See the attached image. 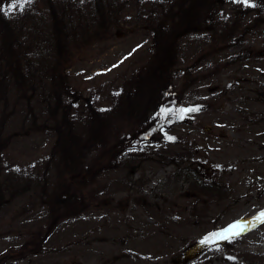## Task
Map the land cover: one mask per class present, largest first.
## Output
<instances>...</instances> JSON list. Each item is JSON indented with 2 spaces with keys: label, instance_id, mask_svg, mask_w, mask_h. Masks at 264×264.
I'll return each instance as SVG.
<instances>
[{
  "label": "rangeland",
  "instance_id": "1",
  "mask_svg": "<svg viewBox=\"0 0 264 264\" xmlns=\"http://www.w3.org/2000/svg\"><path fill=\"white\" fill-rule=\"evenodd\" d=\"M12 2L0 264H264V0Z\"/></svg>",
  "mask_w": 264,
  "mask_h": 264
},
{
  "label": "snow or ice",
  "instance_id": "2",
  "mask_svg": "<svg viewBox=\"0 0 264 264\" xmlns=\"http://www.w3.org/2000/svg\"><path fill=\"white\" fill-rule=\"evenodd\" d=\"M247 3V0H244ZM21 3V0H13L12 4L8 6L9 11L13 10L17 4ZM3 9H0L2 11ZM7 14V13H5ZM188 109L186 111H191ZM169 139H174L169 137ZM254 221L264 223V211H261L256 217L253 218ZM250 226H255L252 221H245L243 218L241 220L234 221L233 223L227 225L225 228L219 230L218 232L209 233L203 240L200 241L201 244L208 242H215L216 239H230L234 236L243 234V232L249 230Z\"/></svg>",
  "mask_w": 264,
  "mask_h": 264
},
{
  "label": "trees",
  "instance_id": "3",
  "mask_svg": "<svg viewBox=\"0 0 264 264\" xmlns=\"http://www.w3.org/2000/svg\"><path fill=\"white\" fill-rule=\"evenodd\" d=\"M202 3V6H203V4H204V6L205 5H207V0H200V4ZM199 5V4H198ZM210 16H212V15H210ZM209 16V17H210ZM189 19V17H187V20ZM204 19H205V24L204 25H209V20H208V17L207 16H205L204 17ZM13 40H15L14 38L13 39H10L9 41L10 42H12ZM12 44V43H11ZM10 47H12V45H10ZM233 63V62H232ZM144 88V84H143V82L142 81H137V83L135 82V85H134V89H136V91L138 92V95L140 94V92H141V90ZM151 88H152V84H151ZM147 95L145 96V100H147L148 98H150V100H152V98H153V94L151 93V92H148V93H146ZM136 96L135 97V99L133 100V101H135L136 103H139V102H141V100L144 98V97H139V96ZM133 101H132V103H133ZM146 117V116H145ZM145 117H144V119H145ZM60 139V138H59ZM73 145H76V142H74V141H71L70 143H69V146L66 148L65 147V150H64V152H66L67 151V149H69L70 151L72 150V147L71 146H73ZM65 146V145H64ZM75 153V152H74ZM66 154H68L67 152H66ZM76 157V156H75ZM69 158V157H68ZM189 173V175H194V173H192L191 171L190 172H188ZM43 242H45L44 240H43ZM42 242V243H43ZM44 244V243H43Z\"/></svg>",
  "mask_w": 264,
  "mask_h": 264
}]
</instances>
